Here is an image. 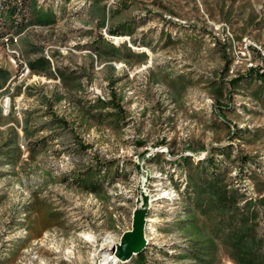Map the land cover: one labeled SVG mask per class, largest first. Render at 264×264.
Returning <instances> with one entry per match:
<instances>
[{"label": "rangeland", "instance_id": "374dc122", "mask_svg": "<svg viewBox=\"0 0 264 264\" xmlns=\"http://www.w3.org/2000/svg\"><path fill=\"white\" fill-rule=\"evenodd\" d=\"M33 1L53 22L33 24L23 8L27 25L0 43V68L11 75L0 92L1 115L11 110L0 125V144L13 127L19 146L11 162L0 155V259L9 260L10 240L47 224L36 199L44 204L40 211L54 208L60 218L0 264H101L99 247L108 240L105 255L117 264L114 247L130 228L139 195L146 198L148 263L192 262L176 254L192 249L195 237L200 245L214 243L212 264H241L226 255L221 210L202 211L184 198L186 176L177 162L180 155L202 159L206 150L229 144V158L217 159L226 165V187L235 189L233 204L241 209L264 196V91L254 96L259 83L252 73L247 77L249 68L264 70V0ZM122 24L130 32L112 37L113 44L144 52V62L113 61L92 48ZM39 56L49 61L52 76L30 72L27 60ZM237 75L246 76V84L235 91L228 81ZM210 82L222 87L221 95ZM110 98L119 108L98 103ZM12 119L30 133L23 137ZM110 161L103 195L70 184L74 174Z\"/></svg>", "mask_w": 264, "mask_h": 264}, {"label": "trees", "instance_id": "16d2710c", "mask_svg": "<svg viewBox=\"0 0 264 264\" xmlns=\"http://www.w3.org/2000/svg\"><path fill=\"white\" fill-rule=\"evenodd\" d=\"M100 1L101 0H93V3H98ZM23 8H26L27 11L30 9V19L33 24H49L53 22V15L51 12L48 9H41L39 6L34 4L33 0H0V43H3V39L11 41V38L8 37L10 32L19 33L27 25ZM108 32L109 39L104 40L99 36L92 43V48L99 57L103 56L110 58L113 61H120L123 63H129V59L133 57L136 59L134 62L145 61L146 54L144 52L141 51L140 53H136L131 50V45H126L125 43L114 45L113 40H111L112 37H119L120 34H123V32H128L127 34H129L130 29L127 24H122L120 28L109 29ZM165 39L168 40V37H165ZM132 43L134 44L133 41ZM146 44L148 43H143L141 45L147 46ZM34 52L38 51L34 50ZM27 66L31 73L43 74L48 77L52 76L49 61L43 56L27 60ZM248 70L249 74L247 77L249 76L250 78L253 75L254 79H257L259 83L258 86L252 89V94L256 97H261L262 92L264 91V88L261 86L264 83V70L259 72L258 67L255 69L249 68ZM54 71L55 73L57 71L59 72L58 68H55ZM58 74L61 75L62 78L64 77L62 73L59 72ZM10 76L9 71L6 68H0V92L5 90L4 86ZM244 78H246V76L237 75L228 81V85L235 87L233 90L236 91V87L243 86V84L245 86L246 83L242 82V79ZM209 86H212V89L216 94H222V87L216 82H210ZM18 93L19 90L16 89L14 94L16 95ZM98 103L101 106L110 104L111 106H115V108H119V105L115 103L112 98L106 101L98 100ZM219 107L223 109L225 108V106ZM10 115L11 110L5 116L1 115L0 110V125L8 123L5 122V120H7ZM113 115L117 116L118 111L114 112ZM116 118H111V120H115ZM53 121L61 122L60 120ZM11 122L17 126L19 125L15 119H12ZM25 122L26 118L23 120V124ZM19 127L23 137H26L27 134L30 133H27L26 128L23 125H19ZM8 128L11 134L9 135V138L0 144L1 147L4 148L0 152V155L6 158L7 162H11L19 155V146L17 141L18 133L15 129H13V127ZM239 131V129L235 128L232 134L240 137L241 135L238 133ZM41 141L43 140H34L33 143L35 145L33 148L40 146L39 142ZM229 148V144L222 148H210L209 150H206L205 156L202 159L197 160H192L188 155H180L177 166L184 170V175L186 176L182 183L181 192L187 201L191 200L192 205L200 208L202 211L206 208L210 209V206H215L221 210L219 211V220L224 222V237L225 242L229 247V251H226V255L229 259L241 264H264V231L262 233L257 232L259 219L264 225V196L258 197L256 199V204L251 203L250 200L244 201L243 206L245 207L241 209L237 208L236 205L233 204L236 197L235 189H228L226 187V165L222 159H217V156L220 155L224 158H229ZM197 149L202 148L200 147ZM111 162L112 161L108 163V167H106L105 164L101 165L95 163L92 167L87 168L86 171H82L80 173L78 172L72 177H69L68 180L70 184L78 186L79 188L94 195H103L105 193L103 188L107 182L106 179L108 169L112 166L110 165ZM114 174L116 175L115 171ZM111 178L113 179V175L110 177V180ZM36 200L37 201H35V203L37 204V213H41L43 216L42 221L45 220L47 224L42 226L37 233L32 232V234L27 237H17L16 239L10 240L9 242L14 244V247L7 248V250L11 249L8 261H12L16 252L23 248L30 239L39 237L40 233L47 226L58 224L57 220L60 218L58 215L60 212L54 208L48 207H46L43 211H40L41 206L44 204H42L40 199ZM231 206H234V208L232 209ZM226 208H228V213L223 215L222 209ZM258 209H260V211H258ZM187 221L193 222L194 220L188 219ZM186 233H188L189 236L191 234L197 235V232L192 230L186 231ZM191 242L194 244V247L190 250H186L182 254H176V257H190L192 262H182L180 264H212L215 259L213 252L214 243L209 242L208 244L206 243V245H200L203 241L195 237L191 239ZM144 249L145 248H143L140 252L133 254L126 261L118 259L117 264H150L144 254ZM0 260V263L8 262L2 261V259ZM152 263L164 264L158 260H154Z\"/></svg>", "mask_w": 264, "mask_h": 264}, {"label": "water", "instance_id": "95a60500", "mask_svg": "<svg viewBox=\"0 0 264 264\" xmlns=\"http://www.w3.org/2000/svg\"><path fill=\"white\" fill-rule=\"evenodd\" d=\"M146 213V198L139 195L138 201L131 210L130 228L120 234L118 243L114 247V254L117 259L126 261L145 247L144 223Z\"/></svg>", "mask_w": 264, "mask_h": 264}, {"label": "bare ground", "instance_id": "6f19581e", "mask_svg": "<svg viewBox=\"0 0 264 264\" xmlns=\"http://www.w3.org/2000/svg\"><path fill=\"white\" fill-rule=\"evenodd\" d=\"M108 240V239H107ZM112 244L111 240H108L107 243H102L99 247L101 255H100V263L101 264H115V262L111 259H109L110 257L113 258L114 256L112 255H105V253L108 250V247ZM110 262V263H109Z\"/></svg>", "mask_w": 264, "mask_h": 264}]
</instances>
